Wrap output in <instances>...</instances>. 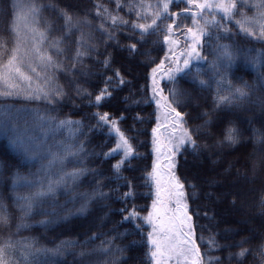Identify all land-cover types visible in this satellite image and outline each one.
<instances>
[{
  "label": "trees",
  "instance_id": "16d2710c",
  "mask_svg": "<svg viewBox=\"0 0 264 264\" xmlns=\"http://www.w3.org/2000/svg\"><path fill=\"white\" fill-rule=\"evenodd\" d=\"M161 2L0 0V70L18 43L15 34L6 30L8 13L19 16L24 8L35 9L29 20L37 33H43L42 40L40 36L34 40L19 22L21 71L32 82L0 80V92L18 90L0 97V109L13 110L15 125L38 132L44 141L42 149L58 157L46 175L38 161L11 145L10 134L0 133V215L8 219L0 225V246L11 242L8 259L13 264H25V256L39 264H153L147 241L150 226L143 219L125 221V217L133 209L138 217H147L153 203L152 132L158 122L154 79L183 117L196 145L194 150L185 145L176 155L175 171L185 185L199 264H264V40L259 39L257 24L246 26L253 37L241 32L238 24L259 15L253 5L261 0H225L235 5L227 18L217 10H204L195 26L190 13L199 10L185 0H173L168 15L157 21L154 34L134 31V23L151 24ZM172 13L178 15L180 28H174L168 38L177 41L178 51L189 49L191 43L184 29L194 31L203 24L207 35L196 49L200 56L168 80L178 55H172L176 66L160 68L168 54L162 30L171 23ZM213 19L215 25L205 27L204 21ZM33 41L51 65L31 51ZM153 69H158L155 76ZM109 79L112 82L105 83ZM37 87L53 93L51 104L24 98L29 88ZM105 88L109 98L95 105L96 95ZM236 88L247 95L236 98ZM57 89L63 93L58 99ZM170 91L176 93L174 100ZM96 114H107L109 124H98ZM61 121L73 123L57 127ZM113 122L133 148L119 179L113 166L121 154L105 157L118 142ZM230 127L235 143L225 139ZM73 172L80 175L53 183L51 195L33 201L31 211L17 199L31 198L42 190L37 181L46 187L49 179L54 182ZM14 176L18 177L15 186ZM128 184L132 197L125 201ZM82 205H86L84 212ZM17 225H22L19 231ZM39 250H47L48 255H30ZM82 252L88 255L82 257ZM240 252L246 255L239 257Z\"/></svg>",
  "mask_w": 264,
  "mask_h": 264
},
{
  "label": "snow or ice",
  "instance_id": "6c2138e0",
  "mask_svg": "<svg viewBox=\"0 0 264 264\" xmlns=\"http://www.w3.org/2000/svg\"><path fill=\"white\" fill-rule=\"evenodd\" d=\"M173 2V0H162V2L157 6L159 11L153 16L152 22L149 25H138L132 24V29L139 30L141 35L148 33L154 34L155 28L159 27L157 21H163L164 17L169 13V5ZM185 3L190 7L197 9L199 11H192L190 13L192 17V23L195 26L196 21L199 18L200 12H203L205 9L208 11H212L215 8L217 11L221 12L226 18L229 16L230 11L235 7L233 4H225V3H212L210 0H203V2H194V0H185ZM17 5H13L15 9ZM254 8L259 9V15L254 17L252 20L244 19L238 22L240 31L245 33L248 37H253V31L248 30L247 25L257 24L259 27V39L264 40V0H261V3L254 4ZM35 12V9L32 10ZM67 19V18H66ZM171 23H168L163 28V32L165 33V38L163 43L165 45L173 44L175 45L177 41L169 40V36L173 34L174 28L179 29L180 25L177 23L178 15L176 13H172L170 16ZM8 27L7 31L15 34L17 37V45L12 50L11 56L8 59L6 65L3 70H0V80L6 81L10 83L12 80H16L20 83L27 82L31 85V77L26 75L21 71V63L22 60L20 58L21 45L19 43L20 40V32L18 30V24L20 22V17L15 15L14 13H8ZM115 23V20H113ZM209 24L215 25V20H205L204 25L207 27ZM149 29H152V32L149 33ZM186 32V39H190L191 43L189 44V50L187 52V57L183 60L182 67L177 66L175 72H182L184 69L189 67V61L191 59H196L200 56V53L196 50L200 45L201 37L207 35L203 29H197V31H193L192 28L184 29ZM36 35L43 39V33H36ZM59 43V42H57ZM32 52L37 56V58L41 62H46L48 65L52 64V61L49 57L42 56L35 46V41H33ZM79 47V44H78ZM224 52V58L229 61L232 59L231 56L228 55V51L224 46H221ZM130 51H133L131 47ZM172 49H170L171 51ZM80 53L77 50L76 57H79ZM220 57H218L219 59ZM107 62L105 63V67H107ZM160 68H163V62H161ZM158 69H153V75ZM32 73H36L35 68H31ZM7 73V75H5ZM39 75L38 73H36ZM117 79L119 80V73L115 74ZM168 80L175 79V73L169 72L166 77ZM111 79L105 81V83H111ZM123 84V81H119ZM199 83L203 86L204 82L199 81ZM154 91H153V100L156 101V108L161 109L162 106L166 112V115L173 117L174 123L172 124V128L175 129L172 131L166 143H162L157 136V129H153V153L156 155L157 159L161 155L166 157V171L164 176L160 175L161 169L158 167L156 161L153 162L152 165V174L150 179L156 186V200L152 204V210L148 213L147 217L140 218L136 214V210L133 209L129 212L128 216L125 217V221H135L138 219H143L146 224H148L152 228V232L149 233L147 237L148 245L150 246V256L153 264H167L168 261L175 260L176 264H199V253L195 246L193 240V226L191 224V217L188 215V206L185 202V185L182 184L174 175L175 169V156L179 154L181 149L184 148L185 145L195 149L196 145L193 140V136L190 131L186 130L183 126V117L179 112H176L172 107V104L168 103L166 97H164L161 93V89L159 88V82L155 79L153 80ZM246 87V86H245ZM18 92L17 89H9L7 92H0V97H6L13 94V92ZM57 99L59 95L63 93L60 90H56ZM109 89H102L100 94L95 97V105H99L103 100L108 99ZM53 93L44 87H37L35 89L29 88L27 94L25 95V99L29 100H39L44 99L47 103L51 104V96ZM233 95L236 98L243 99L247 94L241 88H236ZM170 96H172L173 100L176 97V93L170 91ZM160 97V99H156ZM227 103H232L231 100H228ZM40 120H43V117H38ZM96 119L98 124L108 125L109 117L107 114L99 115L96 114ZM16 122V114L13 113V110L9 108L0 109V132H3L5 135L10 134V143L13 145H19L24 147L25 152H28V148L24 146V140L20 134H18L17 129L15 127ZM71 121H61L57 127H66L72 125ZM159 124V121H158ZM115 122L112 123L113 130ZM77 126H79L77 124ZM116 136L118 142L115 148L112 149L111 153H106L105 157H109L119 152L121 154L120 162L113 166V173L117 179L120 178L119 173L121 171V167L125 162H128L129 159L133 156V148L131 147L128 139L123 136L119 131H116ZM225 139L227 143H235L234 129L228 128L225 133ZM38 148V146H37ZM66 152H70V150L65 149ZM71 155H75V153H70ZM58 162V157L53 156L52 159L49 160V164L42 171L47 175L52 167L56 165ZM59 162H62L60 160ZM80 173L73 172L68 174V177L61 176L56 181H52L49 179L47 186L45 187L42 182L37 181V184L41 185L40 191H37L33 197L28 198H17L22 199L27 207V211H31L33 207V201L42 200L44 197L51 195L53 192V183L59 185L66 178L75 179ZM166 176V187L162 185L161 181L164 180ZM18 181V177H13L12 182L13 185ZM31 183V182H29ZM129 192L124 194L123 199L126 201L130 197H132L131 192V184H128ZM163 187V192H161V188ZM102 194V193H101ZM25 211V209H21ZM86 210V205H82L80 211L84 212ZM8 223V219L6 214L0 215V225H6ZM22 227V225H17V231ZM74 245L65 244L63 247H73ZM87 245H85L86 247ZM12 249V245L10 241H6L3 246H0V264H13V262L8 259ZM60 248L56 249V253L60 252ZM21 255H24L21 253ZM30 255H34L39 257L40 255H48L47 250H39L36 253H30ZM82 257L88 255L87 253H81ZM246 255L245 252H240L238 254L239 257H244ZM25 264H39V261H30L28 257L25 256Z\"/></svg>",
  "mask_w": 264,
  "mask_h": 264
},
{
  "label": "rangeland",
  "instance_id": "374dc122",
  "mask_svg": "<svg viewBox=\"0 0 264 264\" xmlns=\"http://www.w3.org/2000/svg\"><path fill=\"white\" fill-rule=\"evenodd\" d=\"M194 1L195 2H203V0H194ZM224 1L225 0H210V2H212V3H224ZM205 10H207V9H205ZM215 10L216 9L213 8L212 11H215ZM20 11H21V13L19 14L20 21L25 24L24 27L26 28L28 34L31 35L34 38V40H36L38 35H36L37 32L35 31V25H33V21L30 22V20H29L30 14L33 16V11L32 10L30 11L28 8H26V9L24 8ZM212 11H210V12H212ZM197 29H203L204 30L203 24L195 27L194 31H197ZM19 30H22L21 26L19 27ZM202 38L203 37H201V40H202ZM171 40H175V39L171 38L170 41ZM170 49H172V50L170 51ZM178 50H179L178 43H176L175 45H173V44L168 45V54H167L166 59L163 62V68L167 67L166 66L167 64L172 65L175 62H176L175 64L177 66L182 67L183 60L187 57V52L189 49H184V50H182V52H180ZM175 54H177L178 57H177L176 61L174 62L172 59V55H175ZM192 60H195V59H191L189 61V64ZM176 67H175V69H176ZM175 69H174V71H171V72H175ZM161 76H163V75H161ZM157 112H158L157 120L159 121V124L157 122V125L155 127V129H157V136L159 137V139L162 143H166L169 134L175 130L172 128V124L174 123L173 117L166 115V112H165L163 107L161 109H157ZM183 126L187 130V127L185 125L184 120H183ZM15 127L17 129L18 134H20L22 136V138L24 140V146L28 148V152L27 153L25 152L24 147H21L19 145H13L12 143H11V145H13L14 147H18V150L25 153L31 160L38 161L40 163L41 168H46V166L49 164V160L52 159L53 155H48L51 150H43L42 149V146L44 145V141L39 140L38 134H37L38 132L33 131L31 129H28V128H25V127H19L16 125H15ZM114 128H115V130H113V132L116 134V131H119V129L115 125H114ZM0 133H3V132H0ZM37 146H38V148H37ZM154 161H156L158 167L161 169L160 175L164 176V173H165L166 168H167V165L165 163L166 157L161 155L159 157V159H157L156 155L154 154ZM175 165H176V156H175ZM151 174H152V172H151ZM174 175L180 181V179L178 178V176L176 174L175 169H174ZM166 179L167 178L165 176L164 180L161 181L162 185H164L165 187H166ZM154 186H155V184H154ZM154 189L155 190H154L153 202L156 200V186L154 187ZM184 191H185V189H184ZM161 192H163V187L161 188ZM185 202L187 203L186 194H185ZM187 206H188V203H187ZM151 210H152V206L150 208V211ZM188 215H189V212H188ZM191 224H192V218H191ZM192 226H193V224H192ZM151 232H152V228H151ZM167 264H176V261L173 259L171 261H168Z\"/></svg>",
  "mask_w": 264,
  "mask_h": 264
}]
</instances>
